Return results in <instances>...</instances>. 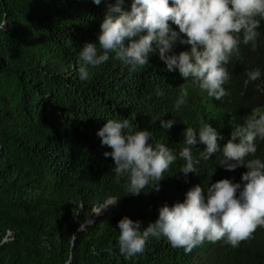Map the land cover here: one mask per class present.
Segmentation results:
<instances>
[{
	"label": "trees",
	"instance_id": "1",
	"mask_svg": "<svg viewBox=\"0 0 264 264\" xmlns=\"http://www.w3.org/2000/svg\"><path fill=\"white\" fill-rule=\"evenodd\" d=\"M131 2L125 0V10ZM109 3L115 0L100 5L93 0H0V19L6 20L0 31V264H66L69 256L71 264H264V227L235 248L205 240L185 253L161 237L151 238L142 254L122 255L120 219L139 220L146 228L161 206L183 202L192 186L207 188L225 178L240 182L247 169L226 170L217 153L201 160L199 175L185 178L179 172L184 161L178 158L159 191L145 189L133 196L123 180L116 183L114 161L104 156L111 149L97 136L106 120L127 118L178 153L186 127L203 125L206 102L253 117L254 110L264 109V75L250 81L246 73L253 68L264 72V20L256 49L241 44L239 55L232 57L225 85L229 94L218 101L178 70L168 71L158 50L135 73L110 59L90 69L89 81H81L77 53L85 42H98ZM188 50L190 45L177 41L168 54ZM181 87L189 95L177 112L174 102ZM158 116L176 123L163 129ZM211 125L223 135L222 147L236 124L226 130ZM255 155L264 159V140L257 141ZM110 196L120 197L113 210L77 231Z\"/></svg>",
	"mask_w": 264,
	"mask_h": 264
},
{
	"label": "clouds",
	"instance_id": "2",
	"mask_svg": "<svg viewBox=\"0 0 264 264\" xmlns=\"http://www.w3.org/2000/svg\"><path fill=\"white\" fill-rule=\"evenodd\" d=\"M93 3L100 5L101 0ZM124 4L125 0L107 4L98 42H85L79 48L81 81H89L90 69L100 68L110 59L135 73L148 65L150 55L158 50L168 71L178 70L185 81L191 79L209 97L220 101L229 94L225 85L231 79L228 65L232 57L239 55L241 44L256 49L258 29L264 20V0H132L130 10H125ZM5 23V18L0 19V31H4ZM177 41L190 45V50L168 54ZM67 43L72 47L71 40ZM246 74L250 81H256L264 72L253 68ZM157 95L163 93L158 91ZM188 95V88L181 87L174 102L177 112ZM162 116L156 118L161 128L171 129L176 120H163ZM97 136L111 149L104 156L114 161L116 183L123 180L126 193L133 196L147 193L145 189L159 191L160 181L178 158L184 161L179 172L185 178L189 173L199 175L201 160H210L217 153H222L219 165L226 170L247 169L240 182L225 178L207 188L192 186L183 202L161 206L156 221L146 228L139 220L127 216L120 219L117 244L122 255L131 258L142 254L151 238L161 237L185 253L205 240L223 241L235 248L250 239L258 227H264V159L255 155L257 141L264 140V114L236 124L222 147L218 141L223 135L209 122L198 128L187 126L178 153L155 141L152 131L139 130L127 118L106 120ZM199 144L205 146L203 151L196 147ZM119 198L108 197L97 214ZM71 259L69 256L66 264H71Z\"/></svg>",
	"mask_w": 264,
	"mask_h": 264
},
{
	"label": "rangeland",
	"instance_id": "3",
	"mask_svg": "<svg viewBox=\"0 0 264 264\" xmlns=\"http://www.w3.org/2000/svg\"><path fill=\"white\" fill-rule=\"evenodd\" d=\"M206 117L203 120V124L209 122L210 124L217 125L220 129H230L233 124H243L246 117L237 116L230 113L227 110L215 108L210 102H206ZM264 114V109H256L253 112V117H258ZM115 205H109V207L103 211L102 214L109 213L113 210Z\"/></svg>",
	"mask_w": 264,
	"mask_h": 264
},
{
	"label": "water",
	"instance_id": "4",
	"mask_svg": "<svg viewBox=\"0 0 264 264\" xmlns=\"http://www.w3.org/2000/svg\"><path fill=\"white\" fill-rule=\"evenodd\" d=\"M101 207V206H100ZM99 207V208H100ZM109 206H107L105 209H103V210H101V212L100 213H98L97 214V210L99 209V208H95L94 209V213H95V215H94V217L93 218H89L80 228H78V230L77 231H80L81 229H83L87 224H90L91 222H93V220L98 216V215H100V214H102L103 213V211L104 210H106L107 208H108Z\"/></svg>",
	"mask_w": 264,
	"mask_h": 264
}]
</instances>
